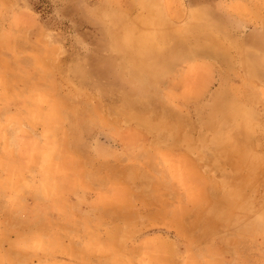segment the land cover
I'll use <instances>...</instances> for the list:
<instances>
[{"label":"rangeland","instance_id":"obj_1","mask_svg":"<svg viewBox=\"0 0 264 264\" xmlns=\"http://www.w3.org/2000/svg\"><path fill=\"white\" fill-rule=\"evenodd\" d=\"M231 4L242 7H223ZM81 8L80 44L103 49L87 56L84 88L61 92L35 59L33 0H0V264H185L190 251L215 264H264L261 0ZM188 21L199 34L193 70L208 69L194 95L176 52L156 54L151 43L182 48L176 33ZM189 138L204 148L212 182L184 216L183 196L198 192L159 149Z\"/></svg>","mask_w":264,"mask_h":264},{"label":"clouds","instance_id":"obj_2","mask_svg":"<svg viewBox=\"0 0 264 264\" xmlns=\"http://www.w3.org/2000/svg\"><path fill=\"white\" fill-rule=\"evenodd\" d=\"M34 8L39 14L38 26L35 34H39V39L33 40L35 59L38 61L45 78L54 82L56 88L63 92L72 85H79L84 88V84L90 73V65L87 56L99 55L103 45L97 41H90V46L84 48L78 39L77 33L83 34V27L89 21L81 14V0H33ZM171 7V5H170ZM223 7L236 9L241 5L231 4ZM261 7L264 8V0H261ZM55 9V10H53ZM69 18H71L69 22ZM27 23L31 25L29 18ZM184 31L177 32V38L183 40L182 48L175 47V39L167 42L163 49L158 41H152L153 50L156 54L161 51H175L180 57V67L178 76L183 82L187 93L194 95L202 86L204 77L208 69L193 70L194 65H199L195 55L197 47L198 33L193 28L190 21L184 24ZM47 32L55 34V40L49 41ZM128 47L125 41L123 47L117 45L110 48L113 53L122 52ZM159 150L171 155L176 161L182 164L187 176L188 183L198 192L195 200H189L183 196V214L189 216L203 205L207 196V188L212 182L207 175V170L203 168L204 148L193 140L185 139L182 142L160 148ZM159 178L167 184V175L158 172ZM22 264V262H18ZM185 264H215L213 260L205 259L203 255L196 256L190 251Z\"/></svg>","mask_w":264,"mask_h":264}]
</instances>
